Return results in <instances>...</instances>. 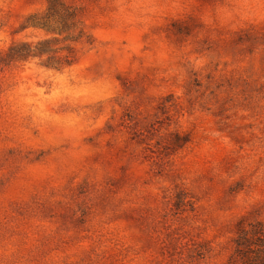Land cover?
Instances as JSON below:
<instances>
[{"label": "rangeland", "instance_id": "374dc122", "mask_svg": "<svg viewBox=\"0 0 264 264\" xmlns=\"http://www.w3.org/2000/svg\"><path fill=\"white\" fill-rule=\"evenodd\" d=\"M0 0V264H244L264 234V0ZM261 251L263 249H260ZM264 252V251H263ZM254 256V254L252 253Z\"/></svg>", "mask_w": 264, "mask_h": 264}, {"label": "trees", "instance_id": "16d2710c", "mask_svg": "<svg viewBox=\"0 0 264 264\" xmlns=\"http://www.w3.org/2000/svg\"><path fill=\"white\" fill-rule=\"evenodd\" d=\"M47 6L43 13L31 14L26 19L25 27H39L48 33H54L47 39L37 41L33 45L21 43L19 46L10 48L7 60H25L29 57L47 55L48 66L57 68L59 64H68L70 47H65L68 53L57 55L62 47H55L58 41L75 42L84 36V31L79 25L77 8H65L61 0H46ZM238 238L236 239L238 258L244 264H264V234L259 226L244 228L240 225ZM260 249H263L262 251ZM254 254V256L252 255Z\"/></svg>", "mask_w": 264, "mask_h": 264}]
</instances>
